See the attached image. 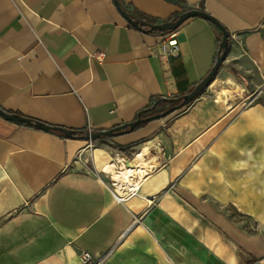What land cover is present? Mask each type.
<instances>
[{
	"label": "crops",
	"instance_id": "0c3cea01",
	"mask_svg": "<svg viewBox=\"0 0 264 264\" xmlns=\"http://www.w3.org/2000/svg\"><path fill=\"white\" fill-rule=\"evenodd\" d=\"M120 1L155 24L205 11L231 34L225 60L180 112L101 140L0 116V264L110 251L105 264H264V0ZM169 32L178 46L162 60ZM169 32L133 27L114 0H0V108L82 132L149 117L154 101L193 91L219 53L203 17ZM139 153L140 196L119 202L102 169Z\"/></svg>",
	"mask_w": 264,
	"mask_h": 264
},
{
	"label": "water",
	"instance_id": "95a60500",
	"mask_svg": "<svg viewBox=\"0 0 264 264\" xmlns=\"http://www.w3.org/2000/svg\"><path fill=\"white\" fill-rule=\"evenodd\" d=\"M114 3L118 9V11L121 13V15L124 17V19L133 27L142 30L144 32H169V31H175L177 30L185 21H187L190 18L193 17H203L210 21L222 34V41L220 44V52L218 54L216 64L210 71V73L191 91L189 94L181 97V103L163 113H159L156 115H152L149 117H142V114H139L136 121L107 130V131H98V132H82L80 135H78L77 131L69 130L62 127H53L26 117H23L21 115L8 113L0 108V116L6 119L7 121L20 123L24 125H28L37 129H40L42 131L46 132H58L62 135H64L67 138H80L82 140L87 141H96L101 140L104 137H111L118 134H121L123 130L128 129L129 131L134 130L135 128L152 122L156 120H161L167 118L170 114L173 112L180 110L186 106H189L192 104L199 96L203 94V92L209 87L215 76L217 75L220 67L222 66L228 48H229V41L231 34L229 31L214 17L206 13L205 11L199 10V9H192L185 13H182L175 21L165 22L161 24H155V23H149L143 20H139L135 18L133 15H131L123 6L122 2L120 0H114ZM147 29H144V28ZM127 166L133 167V162L129 161Z\"/></svg>",
	"mask_w": 264,
	"mask_h": 264
},
{
	"label": "bare ground",
	"instance_id": "6f19581e",
	"mask_svg": "<svg viewBox=\"0 0 264 264\" xmlns=\"http://www.w3.org/2000/svg\"><path fill=\"white\" fill-rule=\"evenodd\" d=\"M134 162L135 169L130 171L124 163L118 164L116 161H110L103 167V173L110 177L114 182L116 191L124 195L130 187L140 188L147 178L146 174V157L143 153H139Z\"/></svg>",
	"mask_w": 264,
	"mask_h": 264
},
{
	"label": "built area",
	"instance_id": "2783aa9c",
	"mask_svg": "<svg viewBox=\"0 0 264 264\" xmlns=\"http://www.w3.org/2000/svg\"><path fill=\"white\" fill-rule=\"evenodd\" d=\"M178 46V39H177V35L174 32H169L167 33L162 41L159 43L158 46V56L160 59L164 60L167 59L169 57V55L171 54V51L175 50ZM128 170L133 171V169H135V165L133 167H129L127 166V164H124ZM110 178V177H109ZM111 183L113 185L114 182L110 179ZM139 189L140 188H133L130 187L127 192V195H121V196H117V200L119 202H125V200L129 197H136V196H140L139 195ZM143 200H146L148 202L149 205H152L155 202V198H146V197H142ZM111 255V251L106 253L105 255L95 258L91 253L89 252H82L81 253V259L83 264H105V262L107 261V259L109 258V256Z\"/></svg>",
	"mask_w": 264,
	"mask_h": 264
},
{
	"label": "trees",
	"instance_id": "16d2710c",
	"mask_svg": "<svg viewBox=\"0 0 264 264\" xmlns=\"http://www.w3.org/2000/svg\"><path fill=\"white\" fill-rule=\"evenodd\" d=\"M187 10H190V9H187ZM178 17L179 16H175L172 20H176ZM213 27L215 29H217L214 25H213ZM156 32L157 33H161V34L166 33V32H158V31H156ZM217 32L219 33V41L218 42H219V52H220V44H221V41H222V34H221V32L218 29H217ZM215 64H216V61H215ZM179 99H181V98H176V99H161L159 101H154L153 103L150 104V106H149V108L147 109L146 112L147 113H150L151 114L150 116L156 115V114H159V113H163V112H165V111H167V110H169V109H171V108L179 105L181 103V100H179ZM165 106H169V107L168 108H165ZM184 108H182V109H184ZM177 112H178V110L175 111V112H173L169 116H171V115H173V114H175ZM55 133L61 135L62 137H65L64 135H62V134H60L58 132H55ZM77 133H78V135H80L82 133V131H77Z\"/></svg>",
	"mask_w": 264,
	"mask_h": 264
},
{
	"label": "rangeland",
	"instance_id": "374dc122",
	"mask_svg": "<svg viewBox=\"0 0 264 264\" xmlns=\"http://www.w3.org/2000/svg\"><path fill=\"white\" fill-rule=\"evenodd\" d=\"M199 97H200V96H199ZM199 97H198V98H199ZM198 98H197V99H198ZM197 99H196V100H197ZM168 107H169V106H165V108H168ZM181 110H182V109L178 110V112H180Z\"/></svg>",
	"mask_w": 264,
	"mask_h": 264
}]
</instances>
